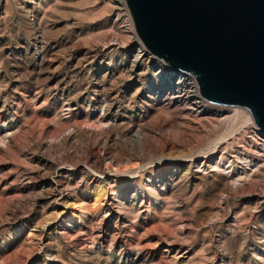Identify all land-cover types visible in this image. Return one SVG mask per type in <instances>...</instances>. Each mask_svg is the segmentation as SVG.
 Instances as JSON below:
<instances>
[{"label": "rangeland", "instance_id": "1", "mask_svg": "<svg viewBox=\"0 0 264 264\" xmlns=\"http://www.w3.org/2000/svg\"><path fill=\"white\" fill-rule=\"evenodd\" d=\"M114 4L0 0V264H137L130 260L129 243H119L115 228L142 217L156 225L167 243L190 246L193 259L188 264H264V134L246 109L207 102L208 117L197 120L161 107L168 92H153L154 68L138 80L120 63L127 55L114 47L130 41L126 19ZM108 44L114 49L104 58L71 56ZM138 88L148 98L135 96ZM95 102L109 105L108 115L121 121L114 129L118 140L113 151L92 142L77 153L46 146L55 145L68 130L85 127ZM226 115L230 117L222 121ZM127 128L142 131L139 141L145 149L156 146L157 139L179 148L140 155ZM98 158L101 168L108 161L119 163L117 170L138 165L130 175H118L114 188L117 207L121 194L128 193V200L136 196L120 208L125 220L80 205L92 203L102 190L106 173L90 168ZM241 158L259 167L231 185L224 162L239 159L236 166L242 169ZM212 159L219 163L214 172L192 162ZM175 163L177 176L162 202L145 180L172 171ZM132 182L134 190L128 192ZM59 192L75 206L61 217ZM143 194L150 198L145 216L138 213ZM72 214L78 217L71 219ZM137 238L133 234V241ZM151 256L149 264H168L157 254Z\"/></svg>", "mask_w": 264, "mask_h": 264}, {"label": "water", "instance_id": "2", "mask_svg": "<svg viewBox=\"0 0 264 264\" xmlns=\"http://www.w3.org/2000/svg\"><path fill=\"white\" fill-rule=\"evenodd\" d=\"M145 49L264 134V0H125Z\"/></svg>", "mask_w": 264, "mask_h": 264}, {"label": "bare ground", "instance_id": "3", "mask_svg": "<svg viewBox=\"0 0 264 264\" xmlns=\"http://www.w3.org/2000/svg\"><path fill=\"white\" fill-rule=\"evenodd\" d=\"M110 1H113V0H110ZM123 1L124 0H114V3L116 4L118 10L122 13L123 17L126 19L127 26L125 29L127 30L128 39L130 42L128 44H125V45L124 44L122 45V42H121L122 46L116 45V47H114V48L115 49H121L122 53L127 55L128 59L126 58L125 60L120 61V63H122L123 66L129 71L130 77L132 75L135 78H137L138 80H140L141 76L146 74V72H148V70L150 71V68L152 67V68H154V71L153 72L150 71V78L152 80V83L156 84V83H158V80L163 76V74H164L163 68L166 65L163 61H161L160 59L151 55L146 49H144L143 45L137 40L136 33L132 29V26H131L132 21L130 22L131 19H130L129 10H127L128 7L125 4V2H123ZM116 16H117V14H116ZM113 45L114 44H108V45H106V46L104 45L103 47H100L98 49H93L91 51L90 50L85 51L87 53H84L82 51H76L73 53L71 52V56L75 55L77 57H81V56H85V55H91L94 58H104L110 54V49H114L112 47ZM135 45H137V47H134ZM41 58H42V56H41ZM77 65H79V64H77ZM101 77L102 76H100V75L96 77V83L98 85V88H100V89L103 86V82H104V80L100 79ZM99 93H100V95H102L103 90H100ZM133 94L135 96L138 94H142L144 97L148 98L147 97L148 93L147 92L141 93L139 88L133 90ZM98 103L99 102H95V104L93 105L94 107L91 109L90 116H87V119H89L90 122H88L87 125L85 124V127L83 126L82 128L68 130L67 132L63 133V135H61L59 137V139L57 140L55 145L54 144L52 145L48 142V143H46V146H48V148L51 147V148H56V149L57 148L72 149V151L74 150V152L77 153L78 148L80 146H82L84 143L92 142L93 144L101 145L103 147L102 149L105 148L107 151H113L114 146L117 144V140H118L116 130H114V129L117 128L121 124V121L119 119H112L108 115L106 110L109 112V110H110L109 105H107V104L105 105L102 102H100L99 104ZM160 103L162 104L161 107H167V108L181 110L184 114V117H186V116L190 117L191 116L192 118L197 119V120H204L205 118L208 117L207 113L209 111L208 110L209 106L207 104V101L204 100L200 96L198 86H197L195 79L192 78L191 75L187 74L186 72H183V74H181L177 78L176 82L173 84L172 87L169 88L167 95L160 101ZM235 114H237V112ZM221 115L223 116V114H221ZM228 117H230V116L226 115V116L222 117L221 120L225 121L228 119ZM247 118L251 122V118H249V117H247ZM89 123L92 124V126L89 125ZM121 130H123V129H121ZM124 131H126V133H128V134H131V138L133 139L134 143L136 144V146H135L136 150L135 149L134 150L137 153H139L140 155L152 154L153 151L163 153L166 150H174V149L176 150L177 148H179V146H175L173 144H166L164 142H161L160 139H157V145L156 146H152V147L145 149L142 146V143L139 141L141 134H142V131L140 129L135 130L134 128H127ZM118 143H120V141ZM57 150H59V149H57ZM135 151H134V153H135ZM85 154L88 155L87 152ZM237 158H238V156H237ZM98 159H99L98 160V162H99L100 158H98ZM104 159H105V157H104ZM239 159H236L235 160L236 163H234V164H231L229 162H224L226 164V169L228 170L226 175L232 179L231 185L239 184L240 182H242L245 179V177L250 176L249 174L250 173L252 174L253 170H256L259 167V165L257 163L246 162V160H243L241 158L242 159L241 161L246 163V164H244V163L242 164V162H241L240 165H243L242 167L244 168V170H242L243 168L240 169L238 166H236L238 164L237 160H239ZM98 162L97 163L92 162L93 164H92V167H90V168L93 172H96L97 169H99V170L101 169L102 172L104 171L107 174V175L105 174L104 178L101 181L102 182V187H101L102 190H100V191L98 190L96 192V194L94 195L92 203L82 201V203L80 205L83 206V209L89 208L88 210L91 212H94L96 210H102L105 212V216L107 218H113V219H116L117 221H118V219L125 220V218L123 217L124 213L122 211L120 212V208L128 205V203H130V202H133L135 200L136 196H135V194L131 195L130 196L131 198H129V200H128L127 199L128 193L123 194V195L121 194L120 196H118V198H120L121 202H122L121 203L120 200H118V203L119 202L121 203V205H120L121 207L120 206L117 207L116 206L117 200H114V198H113L117 195V192L114 190V188L117 186V183H118V179H117L118 175H130L131 173H133V171H135L138 168V165L136 166L134 163L133 166H129V167L125 168L124 170L122 168H120L122 170H117L116 166L118 167L119 163L116 166H113L112 164H114V163H111L112 161L111 162L108 161V162H105L103 164V168H101L100 162L99 163ZM192 162H193V164H196L198 167L202 168L203 171H207V172H214L217 169V166L219 165L218 161L214 160V159H212L210 161L209 160H205V161H195L194 160ZM192 162H190V164L188 165V168L192 165ZM129 164H130V162H129ZM123 165L124 164H122V166ZM263 165H264V163H263ZM176 170H178V165L175 163L172 166V171H168L167 173H163V174L161 173L157 176H150V177H147V179L145 180L146 184L150 183L153 187L156 188L155 194L157 195L158 200H160L162 202L167 200V188L172 187V185H173L172 182L175 179V177L177 176ZM110 173H112V174H110ZM129 179H132V178H129ZM124 185L128 186L129 181H127ZM166 185H168V186H166ZM130 189L128 190V192H130V191L132 192V190H134V183L133 182L131 183ZM153 191H154V189H153ZM58 197L61 198V201H60L61 204L56 201L58 204H60V208H58L59 210L58 209L57 210H58L59 216L61 217V216L66 214L68 208H70L71 203H69V199L66 198V196H64L62 194V192H59ZM87 197L88 196H86L85 199ZM54 199H56V198H54ZM140 199H141V201L138 205V213H139V215L142 214L145 216L149 212V210H147L146 208H148L147 206L150 204V202H149L150 198L146 194H143V197H140ZM155 201H157V200H155ZM145 204H147V205H145ZM73 206H74V204H73ZM76 207H78L77 204H76ZM139 210H140V212H139ZM72 215L73 216L71 219L78 217L75 214H72ZM141 220H143V221H141ZM141 220L136 222L135 224H132V222L125 220V222L123 221L122 225L119 226V228H117V227H116L117 229L115 228L119 243L120 244L121 243H123V244L129 243V245H130L129 253H130V257H132V259H130L131 261L136 260L137 264H149V262L151 261L150 255L155 256V254H157V255H159V258L161 260L167 262L168 264H188L191 262L193 257H192V252H191L190 246L188 247L185 245L186 247H184L181 245H174L175 243L170 244L171 242L167 243V241H165L162 237H160L161 235L157 234L158 230H157L156 225H151L148 222V218H146V217H142ZM66 224H67V222H66ZM156 230H157V232H156ZM133 234H136L138 236L136 241H133L134 240ZM130 243H133V244L131 245ZM144 252H147L148 255L145 257H142L141 254H143ZM133 256H134V258H133ZM34 258L35 257L32 256L31 261H33ZM160 259H159V261H160ZM220 264H222V263L220 262Z\"/></svg>", "mask_w": 264, "mask_h": 264}, {"label": "built area", "instance_id": "4", "mask_svg": "<svg viewBox=\"0 0 264 264\" xmlns=\"http://www.w3.org/2000/svg\"><path fill=\"white\" fill-rule=\"evenodd\" d=\"M140 43H141V41H140ZM143 48L145 49L144 46H143ZM163 71H164L163 76L158 80V83H156L152 87L153 92H155V91L160 92V93L164 92V94H166L168 92L169 88L172 87L173 84L176 82L177 78L181 74H183L182 71H174L171 67H169L167 65L164 66ZM157 88H159V89H157ZM253 137H255V134H252V138Z\"/></svg>", "mask_w": 264, "mask_h": 264}]
</instances>
